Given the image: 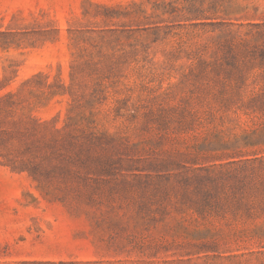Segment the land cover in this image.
<instances>
[{"label":"rangeland","instance_id":"374dc122","mask_svg":"<svg viewBox=\"0 0 264 264\" xmlns=\"http://www.w3.org/2000/svg\"><path fill=\"white\" fill-rule=\"evenodd\" d=\"M0 264H264V0H0Z\"/></svg>","mask_w":264,"mask_h":264},{"label":"trees","instance_id":"16d2710c","mask_svg":"<svg viewBox=\"0 0 264 264\" xmlns=\"http://www.w3.org/2000/svg\"><path fill=\"white\" fill-rule=\"evenodd\" d=\"M212 193L209 190H205L199 198V205L197 210L202 214L217 213L224 209V186L220 185ZM200 192V191H198Z\"/></svg>","mask_w":264,"mask_h":264}]
</instances>
